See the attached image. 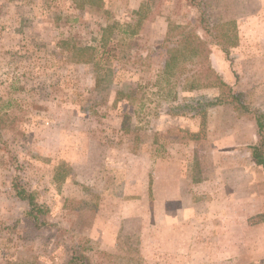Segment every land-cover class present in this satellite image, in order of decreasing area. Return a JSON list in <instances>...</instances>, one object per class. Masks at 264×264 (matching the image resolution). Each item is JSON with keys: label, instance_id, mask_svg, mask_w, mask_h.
<instances>
[{"label": "rangeland", "instance_id": "rangeland-1", "mask_svg": "<svg viewBox=\"0 0 264 264\" xmlns=\"http://www.w3.org/2000/svg\"><path fill=\"white\" fill-rule=\"evenodd\" d=\"M201 8L209 34L187 0H0V264H70L76 246L91 264H214L180 237L166 173L227 160L234 142L206 124L229 99L218 76L264 113V0ZM13 183L49 213L30 218ZM257 215L237 223L243 259L264 249Z\"/></svg>", "mask_w": 264, "mask_h": 264}, {"label": "crops", "instance_id": "crops-1", "mask_svg": "<svg viewBox=\"0 0 264 264\" xmlns=\"http://www.w3.org/2000/svg\"><path fill=\"white\" fill-rule=\"evenodd\" d=\"M208 111L206 124L220 122L222 140L234 142L232 147L220 150L219 156L214 157L227 160L216 161V167L207 172L202 169L201 172L190 171L183 165L169 171V166L165 184L168 190L174 192L168 194L165 201L182 207L179 218H175L178 213L173 212L180 228L191 223V228L182 229L180 236L188 239L190 252L213 255L214 260L211 262L214 264H237V261L247 264H258L260 261L259 264H264L263 247L248 248L245 251L248 258L245 259L236 250L240 246L238 238L247 237V231H238L237 223H249L250 212L264 214V181H261L264 174L252 159V147L259 139L257 125L248 117V141L238 146L242 140L245 141V138L240 137L241 133L238 134L243 122L238 120L232 106L225 104ZM189 129L190 132H198L194 123ZM179 145L178 150L170 151L182 150L183 143ZM246 151L248 162L243 165L239 158L241 152ZM227 254V259L219 256Z\"/></svg>", "mask_w": 264, "mask_h": 264}, {"label": "trees", "instance_id": "trees-1", "mask_svg": "<svg viewBox=\"0 0 264 264\" xmlns=\"http://www.w3.org/2000/svg\"><path fill=\"white\" fill-rule=\"evenodd\" d=\"M187 1L192 7L200 11V17H199V20H197L200 23L199 27L202 28L204 31H206L207 34H209L211 32V28L208 25H206L204 13L201 8V0H187ZM179 35H180L179 36L180 38L178 39V41L183 46L185 44L186 46H188L187 43H189L190 40H193V39L198 40V43L195 49L196 54L201 52L200 51L201 47L203 49L206 48L205 46L206 44H204L203 41H200V39H202L200 35H195L194 33H187L184 31ZM209 53L210 52L207 51L205 56L208 57ZM176 59H177V54L175 51V54L169 63L170 66L172 65V69H173V65ZM216 82L219 83V85L224 88L223 91L227 92L229 95V99H227V101L224 100V102L222 103L231 105L234 111L238 114L240 118L248 116V117L253 118V120L255 121L257 128H258L259 140L252 147V158L255 164L259 166L260 168H262V170L264 171V113H258V112L251 110L243 102L242 96L238 92L234 91V86L226 83V81L222 79V77L218 76V78L216 79ZM192 88H195V87H191V89ZM0 121H1V118H0ZM13 188L15 190L16 196L28 203L29 210L27 212V215L30 218L34 219V221L38 222L39 214L41 215L43 213H49L48 209L45 207L44 204H41V205L38 204V202L36 201L35 192L29 191L17 183H13ZM92 261H91V256L89 257L88 255L84 253V251L80 247L76 246L74 249V252L72 253L70 264H91Z\"/></svg>", "mask_w": 264, "mask_h": 264}]
</instances>
